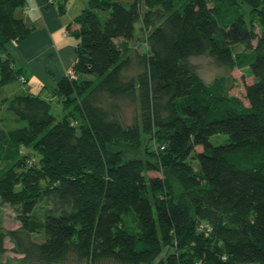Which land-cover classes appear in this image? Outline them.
I'll use <instances>...</instances> for the list:
<instances>
[{
	"label": "trees",
	"instance_id": "1",
	"mask_svg": "<svg viewBox=\"0 0 264 264\" xmlns=\"http://www.w3.org/2000/svg\"><path fill=\"white\" fill-rule=\"evenodd\" d=\"M24 1L0 0V97L13 90L0 119V204L20 206L21 229L9 235L23 263L264 264V0H91L67 26L78 40L74 77L52 95L76 114L62 119L7 48L32 30L15 15ZM139 34L143 70L127 77ZM202 54L253 81L240 96L232 77L206 83L192 62ZM122 99L138 105L130 123ZM146 136L153 163L134 152ZM167 173L189 202L174 196ZM203 205L232 215L229 237L191 219ZM6 237L0 229V256Z\"/></svg>",
	"mask_w": 264,
	"mask_h": 264
},
{
	"label": "rangeland",
	"instance_id": "2",
	"mask_svg": "<svg viewBox=\"0 0 264 264\" xmlns=\"http://www.w3.org/2000/svg\"><path fill=\"white\" fill-rule=\"evenodd\" d=\"M247 8H249L247 6ZM250 9V8H249ZM145 35L139 34V36L135 39V41L132 43V52H131V65L125 70V75L127 77H131L133 75H136L137 73L141 72L143 70V55L148 51V47L144 44L145 41ZM192 62L197 66L198 71L200 72V76L203 78V81L206 83L212 82L219 76H229L233 79L237 80L238 85H236L231 92L237 95H241L243 91V84L245 82H252L253 76L250 74L248 69L246 68H239V69H232L230 67L221 65L218 63L213 57L202 54L200 56L192 58ZM69 71V70H68ZM19 82H14L11 85H19ZM32 85V92H36L37 86L35 83L31 82ZM29 87V88H30ZM16 89V88H15ZM14 89V90H15ZM13 90L10 88V91L4 92L0 97V119L3 117H6V107L7 104L4 101V97L7 96L8 93H11ZM48 92L45 91L42 95L46 94ZM120 112L125 119L126 122H132L136 114L138 113V105L136 103H133L131 99H122L120 102ZM51 111L52 113L57 116V118L60 117V119L63 118L64 114L74 115L75 108L71 104V102H68L66 104V109L63 110V104L58 100V98H54L52 100L51 105ZM71 109V110H70ZM70 110V111H69ZM8 120V118H6ZM226 139V135L220 134L215 135L212 137V141L215 144L221 143ZM153 142L148 143V136L143 137L140 139L139 143L135 144V151L136 153H140L143 155L145 160L147 161H155L156 157L153 154V152L150 151L149 144L152 145V148L154 149V146L152 144ZM114 149H125L127 152H130L133 150L131 146L128 145H121V144H113L112 145ZM32 154L37 156V152L33 149L29 150ZM192 165H194V169H197V164L195 161H190ZM153 163V162H152ZM37 167L39 166L38 163H36ZM166 168H163V174L165 173ZM147 175L149 177L152 176H159L161 175L160 171H154V170H148ZM164 177H167V182L172 186V189L174 191V196L179 198L182 195L187 197V201H190V194L183 191V188L180 186L179 182L175 179H173L171 176H169V173L165 174ZM185 193V194H184ZM44 210H45V204L39 205L36 211V217L38 219H43L44 216ZM20 206L17 205H11V204H0V229L7 233V237L5 239V247L7 248V251L4 255L0 256V264H24L23 258L24 254L19 250V248L16 245V242L13 240V238L9 235V233L13 230H20L21 229V222H20ZM202 218L203 221L209 222L214 227V234L212 236L214 239L217 240H224L226 237H229L228 235V223L229 220L232 218V215H230L225 210L221 209H215L208 205H203L201 208V215H196L193 213L191 214V219L194 220H200ZM202 237H208L203 234ZM31 238L35 241H42L44 236L41 234H32ZM195 242H197L196 237L191 238L190 240L182 243L180 249L183 251H190V248H193V245H195ZM188 253V252H187ZM191 253V252H189ZM188 253V255H190ZM190 257H192L190 255ZM104 264H115V263H104ZM159 264V262L155 263Z\"/></svg>",
	"mask_w": 264,
	"mask_h": 264
},
{
	"label": "crops",
	"instance_id": "3",
	"mask_svg": "<svg viewBox=\"0 0 264 264\" xmlns=\"http://www.w3.org/2000/svg\"><path fill=\"white\" fill-rule=\"evenodd\" d=\"M90 1L25 0L24 5L16 8L15 15L23 18L32 30L25 39L9 42L7 48L15 59V66L28 78V86L31 82L36 84L35 94L55 98L53 91L76 59L78 40L68 33L67 26ZM61 6H64L62 12ZM29 89L32 91L33 87Z\"/></svg>",
	"mask_w": 264,
	"mask_h": 264
},
{
	"label": "built area",
	"instance_id": "4",
	"mask_svg": "<svg viewBox=\"0 0 264 264\" xmlns=\"http://www.w3.org/2000/svg\"><path fill=\"white\" fill-rule=\"evenodd\" d=\"M67 74H68L70 77H74V73H73V70H72V69H69V71H68ZM207 231H210V229L207 230Z\"/></svg>",
	"mask_w": 264,
	"mask_h": 264
},
{
	"label": "bare ground",
	"instance_id": "5",
	"mask_svg": "<svg viewBox=\"0 0 264 264\" xmlns=\"http://www.w3.org/2000/svg\"><path fill=\"white\" fill-rule=\"evenodd\" d=\"M67 73H68V71H67Z\"/></svg>",
	"mask_w": 264,
	"mask_h": 264
}]
</instances>
